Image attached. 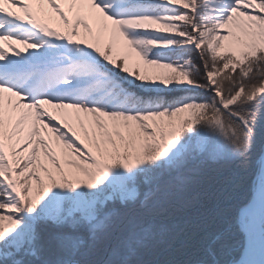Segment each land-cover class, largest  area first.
Here are the masks:
<instances>
[{
  "label": "snow or ice",
  "instance_id": "6c2138e0",
  "mask_svg": "<svg viewBox=\"0 0 264 264\" xmlns=\"http://www.w3.org/2000/svg\"><path fill=\"white\" fill-rule=\"evenodd\" d=\"M0 264H264V0H0Z\"/></svg>",
  "mask_w": 264,
  "mask_h": 264
},
{
  "label": "trees",
  "instance_id": "16d2710c",
  "mask_svg": "<svg viewBox=\"0 0 264 264\" xmlns=\"http://www.w3.org/2000/svg\"><path fill=\"white\" fill-rule=\"evenodd\" d=\"M207 178L214 183L232 182L234 185L233 190V203L242 200L247 194V181L242 176L234 175L231 168L226 166H212L208 173ZM176 258H179L177 256Z\"/></svg>",
  "mask_w": 264,
  "mask_h": 264
}]
</instances>
